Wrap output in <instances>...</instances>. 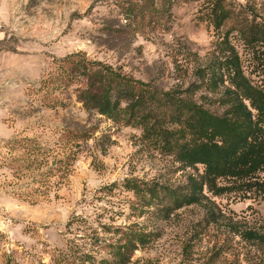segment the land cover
<instances>
[{
	"label": "rangeland",
	"instance_id": "374dc122",
	"mask_svg": "<svg viewBox=\"0 0 264 264\" xmlns=\"http://www.w3.org/2000/svg\"><path fill=\"white\" fill-rule=\"evenodd\" d=\"M211 1L171 0L157 27L132 35L123 14L130 0H0V264H53L58 252L92 250L104 225L158 235L130 264H264L260 248L236 234L264 224V202L204 192L201 205L166 221L139 214L127 180L179 187L202 169L148 145L134 124L87 114L62 62L79 54L161 91L183 92L222 42L264 88V45L241 37L251 26L264 28V0H219L227 14L221 25L208 17ZM213 98L201 90L192 100L216 112ZM86 128L95 130L90 140L68 139Z\"/></svg>",
	"mask_w": 264,
	"mask_h": 264
},
{
	"label": "trees",
	"instance_id": "16d2710c",
	"mask_svg": "<svg viewBox=\"0 0 264 264\" xmlns=\"http://www.w3.org/2000/svg\"><path fill=\"white\" fill-rule=\"evenodd\" d=\"M170 5L171 0H130L123 11L125 32L135 35L157 27ZM208 10L212 24L221 25L227 18L219 0H212ZM109 33L124 34L111 29ZM241 37L249 46L264 45V28L251 26ZM222 46L221 42L209 66L196 70L197 82L183 92L161 91L79 54L62 61L66 80L76 85L75 102L87 114L113 124H134L148 145L185 168L202 169L197 178L189 176L179 187L127 180L124 185L140 203L136 211L141 215L166 221L182 208L201 205L204 192L213 196L236 192L244 199L264 202V88L252 84L238 54ZM201 90L214 96L210 103L216 106V112L192 100ZM94 131L86 128L66 134L70 140L86 142ZM102 230L104 237L97 234L92 238V250L70 248L52 256V263L130 264L136 251L158 237L136 225H104ZM236 234L260 248L264 256V224ZM94 249L95 253L103 251L105 257L98 260L91 252Z\"/></svg>",
	"mask_w": 264,
	"mask_h": 264
},
{
	"label": "crops",
	"instance_id": "0c3cea01",
	"mask_svg": "<svg viewBox=\"0 0 264 264\" xmlns=\"http://www.w3.org/2000/svg\"><path fill=\"white\" fill-rule=\"evenodd\" d=\"M0 129H2V124H1V122H0Z\"/></svg>",
	"mask_w": 264,
	"mask_h": 264
}]
</instances>
